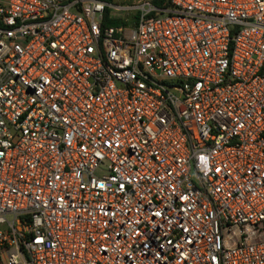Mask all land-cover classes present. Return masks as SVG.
<instances>
[{
	"label": "built area",
	"instance_id": "built-area-1",
	"mask_svg": "<svg viewBox=\"0 0 264 264\" xmlns=\"http://www.w3.org/2000/svg\"><path fill=\"white\" fill-rule=\"evenodd\" d=\"M0 264H264V0H0Z\"/></svg>",
	"mask_w": 264,
	"mask_h": 264
},
{
	"label": "rangeland",
	"instance_id": "rangeland-1",
	"mask_svg": "<svg viewBox=\"0 0 264 264\" xmlns=\"http://www.w3.org/2000/svg\"><path fill=\"white\" fill-rule=\"evenodd\" d=\"M139 1L140 0H113L111 3L122 6L126 4H133ZM150 1L155 3L154 0H150ZM115 15H116V19H120L121 21H123L121 23L125 22L127 25H133L137 21V16H135L134 12L128 13V11L123 9L117 10V12H115ZM157 15H162V14H157Z\"/></svg>",
	"mask_w": 264,
	"mask_h": 264
},
{
	"label": "trees",
	"instance_id": "trees-1",
	"mask_svg": "<svg viewBox=\"0 0 264 264\" xmlns=\"http://www.w3.org/2000/svg\"><path fill=\"white\" fill-rule=\"evenodd\" d=\"M102 1L112 2L113 0H102ZM164 1H165V0H154V2H155L156 4H162ZM107 22H108L109 24H119V23H121V22H123V21H121L120 19H112V20H107Z\"/></svg>",
	"mask_w": 264,
	"mask_h": 264
}]
</instances>
